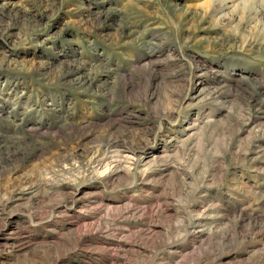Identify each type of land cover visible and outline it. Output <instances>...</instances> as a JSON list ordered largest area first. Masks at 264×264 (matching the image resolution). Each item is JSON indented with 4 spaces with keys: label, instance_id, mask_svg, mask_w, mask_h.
<instances>
[{
    "label": "rangeland",
    "instance_id": "obj_1",
    "mask_svg": "<svg viewBox=\"0 0 264 264\" xmlns=\"http://www.w3.org/2000/svg\"><path fill=\"white\" fill-rule=\"evenodd\" d=\"M0 264H264V15L0 0Z\"/></svg>",
    "mask_w": 264,
    "mask_h": 264
},
{
    "label": "bare ground",
    "instance_id": "obj_2",
    "mask_svg": "<svg viewBox=\"0 0 264 264\" xmlns=\"http://www.w3.org/2000/svg\"><path fill=\"white\" fill-rule=\"evenodd\" d=\"M243 3L244 12L248 13V15H252V17H257L258 15H264V0H239ZM225 6L226 4L223 3ZM255 19V18H254ZM133 25V24H131ZM90 84V81H86ZM78 85L85 84L83 79H80L77 82ZM110 163L106 164L108 166ZM107 169V168H106Z\"/></svg>",
    "mask_w": 264,
    "mask_h": 264
}]
</instances>
